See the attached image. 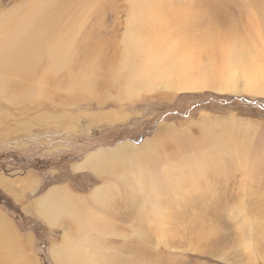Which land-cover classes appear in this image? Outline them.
<instances>
[{"label": "rangeland", "instance_id": "obj_1", "mask_svg": "<svg viewBox=\"0 0 264 264\" xmlns=\"http://www.w3.org/2000/svg\"><path fill=\"white\" fill-rule=\"evenodd\" d=\"M28 1L0 0V19ZM51 1L63 22L56 35L67 24L74 37L73 70L52 79L42 70L32 79L23 75L22 87L0 93V176L14 180L10 187L0 181V218L13 230L0 238L21 239L18 254L0 243V264H58L54 249L64 232L99 264H264V95L137 83L133 92L123 59L126 33L151 29L150 74L164 70L160 78H168L173 65L164 59L179 66L197 58H184L193 37L204 60L222 68L228 41L257 32L264 43V0ZM134 11L152 18L143 23ZM180 27L191 35L155 36ZM88 82L89 90H66ZM205 121L214 132L232 134L228 156L220 153L219 160L208 147H196L210 125ZM177 133L185 136L178 142ZM245 137L248 145H241ZM146 139L157 140L165 162L194 150L212 158L190 164L192 173H182V163H102L110 173L76 169L93 150L116 147L113 155L121 156L137 148L120 143L141 147ZM127 167L136 175L122 172ZM29 176L37 184L27 188L22 180ZM58 186L80 195L83 223L70 214L49 225L38 211L37 201Z\"/></svg>", "mask_w": 264, "mask_h": 264}, {"label": "bare ground", "instance_id": "obj_2", "mask_svg": "<svg viewBox=\"0 0 264 264\" xmlns=\"http://www.w3.org/2000/svg\"><path fill=\"white\" fill-rule=\"evenodd\" d=\"M42 2L43 0H30L26 5H23L24 7L17 6L22 15L29 21V31H34L29 33L30 36H27V28L19 24L14 17H9L5 24L0 26L2 30V32H0V81H2V84L4 79H7V81H12L21 85L22 83L19 80L22 79L23 75L27 76L29 79L38 76L37 72L40 70H42V75L45 72L51 79L57 77V75L66 74L70 69L73 70V66H70V64L74 53V37L70 34V29L67 27V24H62L63 30L58 31L62 36H54L57 23H54L53 14H57V11L54 8L47 10L46 12L52 15L50 18L45 19L43 7L41 5ZM133 16L137 18L140 17L143 23H148L149 19L152 18L149 12L145 13L143 11H134ZM141 29L146 30V27H142ZM147 31L151 32V29ZM147 31H129L123 39V59H125V63L127 64V66L126 64L125 66L128 68L126 71L127 83L129 84V89L133 90V92L139 90L137 87L138 84L141 89H152L156 84V86L159 85L164 88H173L177 90L216 87L215 89L218 90L233 92L245 91L251 94L256 93L258 95H264V43L261 36L257 35L255 30L251 31V35L255 32L254 37H251V39L247 41H244L242 36L239 35L237 38L238 41L232 39L225 44L221 51L223 60L221 65L222 68L216 66V59L204 60V56H201L202 51L199 45L198 47L194 46L193 41L196 38L192 36L193 39L187 43L192 50L186 53L184 58L192 59L194 54L197 58L192 59L187 64H181L179 66L176 65L175 60L167 61V59H164L165 64L170 62L173 65L168 78H160L163 77L164 70H158L156 76L149 73L151 67L147 57L155 56L156 52L154 50L156 49L152 47L149 42V39L154 36V34L150 35ZM189 31L190 30L184 31L182 27L173 28L172 30L163 29L155 36L167 38L176 35H191ZM13 51H17L18 54H13ZM42 61L45 63L43 64V68L40 66ZM121 71L124 70L121 69ZM134 83H137V85ZM88 86L89 82L77 84L71 88H66V90H73V88L77 87H79V89L80 87L86 89ZM90 88L88 87L87 90ZM203 123L210 124L209 121ZM207 127V129L201 131L202 135L196 147H208L209 152L216 157H218L220 153H226L229 149L228 142L232 139V134H226L228 136L224 134L221 135L219 132L218 134L211 130V124L207 125ZM183 137H185L184 134ZM183 137L181 134L179 135L177 133L174 140L178 142V140L183 139ZM192 139V143L197 141L194 138ZM190 140L187 139V141ZM247 140L248 138L246 137L242 138L241 145L247 144ZM146 141L148 140H145L144 143H146ZM234 142L235 141L232 140V143ZM232 146H234V144ZM112 148L115 147H101V149ZM101 149L99 148L91 151L83 161L77 162L76 169H92L94 171L100 170L105 173H110L113 170L109 167L103 168V166H101L102 163H182L180 171L184 173V170L187 169L190 173V164H202L212 158V156L203 157L198 151L194 150L185 155H183V152L181 154L183 156L180 158L165 162L160 155L157 141L154 145H147L140 150H131L125 155L113 158H108L101 154L100 151H103ZM183 149L185 150L186 148ZM226 154L228 156V153ZM242 156L243 159H245V155L242 154ZM136 158L139 159L137 160ZM125 171H129L136 175V170H131L130 167H127L122 172ZM141 174L143 175L144 172L141 171ZM148 178L153 180L156 178V175L151 174ZM122 182L127 183L126 181ZM1 183L5 184L6 187L11 186V182L7 180L1 181ZM97 193L95 189V194ZM79 199V194L72 193L66 186L56 187L51 189L37 201L36 208L49 225L60 224L64 217L70 214L79 222L83 223L85 212L80 209V205L78 204ZM142 207H144V204H142ZM151 211H155L154 205L153 208L151 207ZM79 222L78 225L84 227ZM8 230H10V232L13 231L10 224L3 218H0V235L1 233H7ZM14 236V238H12V236H4V238H0V243H2L6 249L18 254L20 251L18 245L21 239L19 236ZM72 236V234L70 237L68 232H64V243L60 245V247L54 249L56 262H58V264H99L95 255L86 251L82 242ZM1 240H3V242Z\"/></svg>", "mask_w": 264, "mask_h": 264}, {"label": "crops", "instance_id": "obj_3", "mask_svg": "<svg viewBox=\"0 0 264 264\" xmlns=\"http://www.w3.org/2000/svg\"><path fill=\"white\" fill-rule=\"evenodd\" d=\"M27 3V2H26ZM26 3H25V5H26ZM41 5H42V7H43V15L45 16V19L46 18H50L51 17V15L52 14H50V13H47L46 11L47 10H49V9H51V8H53V5H52V1H48V0H43V2L41 3ZM54 17V23H58V22H62L61 21V19H60V15H58L57 16V14H55V15H53ZM9 17H14V18H16L17 19V22L19 23V24H21V25H23L24 27H26L27 28V31H26V33H27V36H30L29 35V33L30 32H34L33 30L32 31H29V29H28V23H29V21L22 15V13L20 12V10L18 9V7L17 8H14L13 10H12V12H10V13H5L2 17H1V19H0V26H2V25H4L5 24V22H6V20L9 18ZM0 32H2V30L0 29ZM54 36L55 37H60V36H62L61 34H60V32H58V35H56V33L54 34ZM14 53H17L18 54V52L17 51H13V54ZM41 63H43V64H45L43 61L41 62ZM32 66V65H31ZM33 68V67H32ZM37 79V78H36ZM37 81H39V80H37ZM23 84H25V83H22L21 85H19L18 83H14V82H12V81H7V79H4V81H3V84H2V81H0V93H4L5 92V90H8L9 89V85H12V86H18V87H22L23 86ZM17 89V88H16ZM187 90H190V89H187ZM206 120V119H205ZM230 121H233V122H236V121H234V120H230ZM238 122V121H237ZM246 124H249V125H251L250 123H248V122H245ZM242 124H244V123H242ZM166 128V127H165ZM146 140H148V141H146V143H144V145L142 144V146L140 147V146H136V145H134V144H130V143H128V142H124V143H122V144H119L117 147L119 148V147H135V148H137V149H142V148H144V147H146L147 145H149V146H151V144H155L156 143V141L157 140H151V139H146ZM102 148H104V147H102ZM116 148V147H115ZM101 149V148H100ZM101 150H103V151H100L101 152V154H103L104 156H107L108 158H113V157H116L115 155H113L114 153H113V150H115L114 148H112V149H101ZM78 171H85V170H89V169H77ZM0 181H9V182H13L14 180L13 179H11V178H8V177H5V176H0ZM17 181H15L14 183H16ZM22 182H24L25 184H26V186H27V188H29L30 186H34L35 184H37V178L34 176V177H32V176H29L27 179H24V180H22ZM30 185V186H29ZM3 187V186H2ZM58 187H61V186H58ZM68 190H70V189H68ZM71 191V190H70ZM72 193H73V191H71ZM80 196V195H79Z\"/></svg>", "mask_w": 264, "mask_h": 264}, {"label": "trees", "instance_id": "obj_4", "mask_svg": "<svg viewBox=\"0 0 264 264\" xmlns=\"http://www.w3.org/2000/svg\"><path fill=\"white\" fill-rule=\"evenodd\" d=\"M149 135H150V133L149 134H146V135H142V138H144L146 136H149ZM0 191H2V190L0 189Z\"/></svg>", "mask_w": 264, "mask_h": 264}]
</instances>
